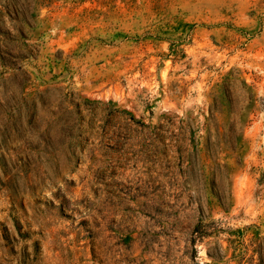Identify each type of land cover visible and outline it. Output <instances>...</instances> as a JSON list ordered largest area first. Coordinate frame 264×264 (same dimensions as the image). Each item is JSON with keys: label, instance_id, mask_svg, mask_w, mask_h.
Segmentation results:
<instances>
[{"label": "rangeland", "instance_id": "1", "mask_svg": "<svg viewBox=\"0 0 264 264\" xmlns=\"http://www.w3.org/2000/svg\"><path fill=\"white\" fill-rule=\"evenodd\" d=\"M0 264H264V0H0Z\"/></svg>", "mask_w": 264, "mask_h": 264}]
</instances>
